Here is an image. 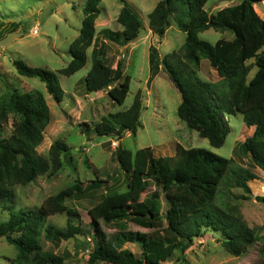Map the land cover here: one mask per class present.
I'll list each match as a JSON object with an SVG mask.
<instances>
[{"label": "trees", "instance_id": "trees-1", "mask_svg": "<svg viewBox=\"0 0 264 264\" xmlns=\"http://www.w3.org/2000/svg\"><path fill=\"white\" fill-rule=\"evenodd\" d=\"M206 1L158 0L147 14L149 28L157 36L164 35L172 17L185 33L180 61L168 54L160 58L157 48L149 46L151 76L147 83L161 69L165 70L174 84L177 83L181 96L176 110L178 117L218 148L229 133L227 120L222 108L215 103L212 91H204V87L200 88L191 78L193 71L189 67L190 64L198 68L200 61L207 59L219 76L216 86L225 90L226 99L232 105L226 111L240 113L244 124L253 127L252 135L238 147L264 172V20L253 7L261 0H238L214 13L205 11ZM99 2L85 0L79 33L68 48L70 61L58 70L59 74L70 76L85 66L86 51L95 38ZM116 21L121 25V44L133 41L142 27L141 19L126 2L119 9ZM209 28L228 30L232 38L221 37L214 43L199 38L198 33ZM15 30L17 25L13 24L5 34ZM5 34L0 31V39ZM90 54L91 64L84 75L86 93L106 90L115 103L122 104L130 79L123 73L121 62L118 60L111 66L105 61L103 51L95 46ZM12 64L19 74L38 77L47 92L57 101L61 100L62 90L54 72L29 66L20 59L13 60ZM185 68L190 69L188 73ZM10 107L14 118L8 135L3 134L7 116L0 110V205L8 211V218L0 222V237H5L15 247L17 264H63L64 257L43 250L40 239L58 243L77 236L84 238V247L89 251L88 264L96 261L162 264L176 251L183 256L193 239L207 230L217 233L222 245L235 256L261 240L260 258L255 264H264V235L259 228L247 226L219 190L226 184L250 193L248 181L256 178V174L235 164L230 157L204 147L176 144L174 154L159 156L150 147L136 149L133 153L115 149L116 161L127 176L126 188L106 191L88 208L90 220L86 225L77 210L64 203L99 189L101 180H89L84 186L82 182H74L45 197L37 208L15 209L13 186L31 183L47 172L56 173L61 168L60 156L69 146L61 140L51 143L49 160L36 152L35 146L41 141L50 119L49 109L40 94L12 89ZM140 108L136 94L125 110L108 113L92 129L101 136L116 134L120 137L122 131L135 134L141 126ZM151 186L154 189L148 192ZM162 194L167 203L164 211ZM255 198L264 204V193ZM62 212L66 215L64 227L47 223L46 216ZM110 220L116 231L108 235L102 225ZM128 223L145 230H130ZM126 243L136 245L139 255L124 247Z\"/></svg>", "mask_w": 264, "mask_h": 264}, {"label": "rangeland", "instance_id": "rangeland-1", "mask_svg": "<svg viewBox=\"0 0 264 264\" xmlns=\"http://www.w3.org/2000/svg\"><path fill=\"white\" fill-rule=\"evenodd\" d=\"M157 1L100 0L98 4L100 13L95 20L96 32L92 45L103 51L105 61L111 66L114 67L119 60L123 73L130 79L127 95L119 105L106 94V90L91 93L85 91L84 75L91 64V46L86 52L87 61L83 68L70 76L58 73V70L70 61L68 48L79 33L85 0H64L61 3L56 0H0L1 34H5L6 29L13 24L17 25L15 31L22 33L21 36L0 45V110L7 116L3 134L8 135L12 130L14 114L10 107L11 90L31 91L43 97L50 114L42 139L35 146L36 152L49 160L51 143L61 140L69 146V150L60 156L61 168L56 173L47 172L36 177L31 183L13 186L15 209L37 208L45 197L74 182H82L84 186L89 180H101L99 189L67 199L64 203L66 207L75 208L82 223L86 225L90 220L88 208L106 191H121L126 188L127 176L116 161L115 149L122 148L133 153L136 149L150 147L154 154L159 156L174 154L176 144H180L183 147H204L221 156L230 157L235 164L256 174V178L248 181L250 193L226 184H222L219 190L224 193L234 212L242 217L247 226L259 228L258 231L264 235V204L255 198L264 193V172L238 147L240 142L252 135L253 127L244 124L240 113L226 111L232 105L226 99L225 90L216 86L219 79L216 70L209 65L207 59H202L198 68L189 64L193 71L191 78L200 88L203 86L204 91H212L215 103L222 108L227 120L229 133L223 145L218 148L211 146L206 138L188 128L178 117L176 110L181 96L165 70L161 69L147 83L151 76L149 46L157 48L160 58L168 54L174 60L180 61V47L185 40V33L177 27L173 17L162 37L151 32L147 14ZM125 2L137 13L142 27L133 41L121 44V25L116 21V17ZM237 2L238 0H207L203 8L208 13H214ZM253 7L264 20V0L254 3ZM198 36L214 43L221 37L232 38V32L209 28L199 32ZM15 59H20L29 66L54 72L62 90L61 100L57 101L49 94L45 84L38 77L19 74L12 64ZM184 70L188 73L190 69ZM253 72L254 69L250 76ZM136 94L142 107L139 118L141 126L135 134L122 131L120 137L116 134L97 135L92 129L94 124L108 113L125 110ZM153 189V186L149 187L148 192ZM143 196L144 194L141 198ZM161 197L164 211L167 203L164 194ZM7 218L8 211L0 205V222ZM46 221L64 227L66 215L64 212L55 213L46 216ZM102 227L108 235L116 231L113 220ZM127 227L130 230H145L131 223H128ZM83 240V237L77 236L55 243L41 237L40 244L43 250L62 255L63 264H88L89 251L84 247ZM124 247L136 255L140 253L139 248L132 243H126ZM260 248L261 240H257L243 254L235 256L222 245L217 233L207 230L202 236L193 239L183 256L176 251L170 260L162 264H255L260 258ZM15 255V247L9 244L5 237H0V264H17ZM93 264L108 263L96 261Z\"/></svg>", "mask_w": 264, "mask_h": 264}, {"label": "water", "instance_id": "water-1", "mask_svg": "<svg viewBox=\"0 0 264 264\" xmlns=\"http://www.w3.org/2000/svg\"><path fill=\"white\" fill-rule=\"evenodd\" d=\"M56 1H57V3H61V2H63L64 0H56ZM21 35H22L21 32L11 31V32H9L4 38H2V39L0 40V45L5 44V43H8V42L11 41L13 38H15V37H19V36H21ZM162 65H164V64H162ZM176 85H177V83H176ZM141 107H142V106H141Z\"/></svg>", "mask_w": 264, "mask_h": 264}, {"label": "crops", "instance_id": "crops-1", "mask_svg": "<svg viewBox=\"0 0 264 264\" xmlns=\"http://www.w3.org/2000/svg\"><path fill=\"white\" fill-rule=\"evenodd\" d=\"M254 9H255V11L257 12L256 8H254ZM257 13H258V12H257ZM95 32H96V30H95ZM93 41H94V40H93ZM92 44H93V43H92ZM92 46H93V45H91V48H92ZM87 50H88V49H87ZM86 52H87V51H86ZM200 62H201V61H200Z\"/></svg>", "mask_w": 264, "mask_h": 264}]
</instances>
